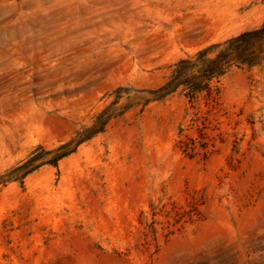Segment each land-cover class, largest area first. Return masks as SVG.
Masks as SVG:
<instances>
[{
    "label": "rangeland",
    "instance_id": "rangeland-1",
    "mask_svg": "<svg viewBox=\"0 0 264 264\" xmlns=\"http://www.w3.org/2000/svg\"><path fill=\"white\" fill-rule=\"evenodd\" d=\"M263 23L264 0H0V264H264V61L188 82Z\"/></svg>",
    "mask_w": 264,
    "mask_h": 264
},
{
    "label": "trees",
    "instance_id": "trees-1",
    "mask_svg": "<svg viewBox=\"0 0 264 264\" xmlns=\"http://www.w3.org/2000/svg\"><path fill=\"white\" fill-rule=\"evenodd\" d=\"M217 47L220 49L215 56H207L210 49ZM186 60L191 59L184 58L181 61ZM263 61L264 23L199 50L193 62L199 68L190 72L188 82L194 89H202L207 85L203 80L221 75L235 63L253 65ZM170 86V82H167L164 87L170 90Z\"/></svg>",
    "mask_w": 264,
    "mask_h": 264
}]
</instances>
